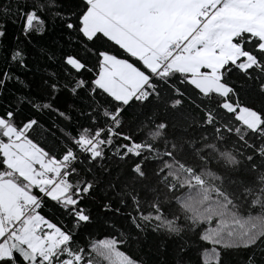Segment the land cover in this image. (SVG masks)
<instances>
[{"label":"snow or ice","instance_id":"snow-or-ice-1","mask_svg":"<svg viewBox=\"0 0 264 264\" xmlns=\"http://www.w3.org/2000/svg\"><path fill=\"white\" fill-rule=\"evenodd\" d=\"M0 264H264V0H0Z\"/></svg>","mask_w":264,"mask_h":264}]
</instances>
